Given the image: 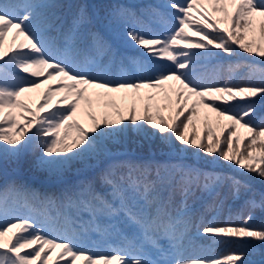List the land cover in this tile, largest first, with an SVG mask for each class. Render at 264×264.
Instances as JSON below:
<instances>
[{"label":"snow or ice","instance_id":"1","mask_svg":"<svg viewBox=\"0 0 264 264\" xmlns=\"http://www.w3.org/2000/svg\"><path fill=\"white\" fill-rule=\"evenodd\" d=\"M50 7L54 5L40 0H0V126H10L9 131L0 127V141L4 142L0 145V159L19 157L22 150L35 141L41 153L35 165L49 173H60L74 160L103 154L106 138L131 129L143 134L145 139L158 135L162 145L169 150L183 151L191 146L213 159L218 157L233 162L264 180V123L257 127L251 119L256 113L258 101H264V70L249 67L250 75H259V83L250 80L245 86L227 80L219 86L202 83L196 78L193 57L197 54L190 51L204 49L210 54L211 45V48L234 55L233 46H237L245 53L264 58V0H163V3L151 5L139 13L130 6H112L104 17L108 25L117 21L125 24L139 22L147 17L160 29L155 36H146L135 28L128 30L126 35L154 59L171 62V67L164 68H153L135 58L118 56L112 43L98 30L87 28L81 32L93 22L84 6L77 10L71 27L62 33L59 40L49 38L46 33L52 25L42 9ZM216 13L221 16L213 19ZM221 24L225 27L219 28ZM257 27L258 38L253 35L252 39H246L249 33L255 34ZM186 29L192 30V34L200 39H189ZM125 61L139 75L135 79L108 78L106 62L123 67ZM229 71H232L231 67ZM20 73L27 75L21 76ZM57 78L55 90L48 85L35 109L29 107L23 99L25 94ZM142 88L158 90L163 95L159 100L151 94L141 97L139 90ZM97 89L106 91H95ZM128 90H131L133 102L128 106L126 115L111 99L106 106L115 109L116 118L103 114L98 120L90 110V96L103 97L111 92H123L122 99H128ZM61 91L64 94L54 104L52 96ZM193 97L196 99L193 100ZM137 102L142 111L139 115ZM81 103L91 121L87 128L74 119L71 124L65 123L75 116ZM236 103L243 105L239 112L234 111ZM49 105L52 107L49 108ZM198 105L210 109L217 117L219 135L209 117L205 115L203 118L207 141L203 135L196 136ZM165 108L172 111L168 120L162 114ZM12 109L18 111L13 112ZM41 112L44 114L41 115ZM20 120H23V125ZM190 125L193 126L191 132ZM146 126L153 131L148 132ZM12 127L15 132L11 131ZM62 127L64 135L60 134ZM69 128L76 132L71 143L65 142ZM239 129L247 133L245 140L249 151L246 158L243 151L236 150V146L242 144ZM173 137L184 148H177L172 143ZM257 146L259 150L253 151ZM120 167L127 171L118 177L111 167L102 173L101 181L107 186V192L96 191L91 182H83L58 205L47 197L40 200V215L46 218L43 226L35 217L24 216L16 217L14 222L0 228V264H34L37 260L49 264L50 258L45 256L55 248L60 249L57 258H70L71 264H76L78 260L83 264H245L243 252H234L223 258L183 254L191 224L186 200L194 187L214 192L220 181L218 175L180 162L167 166L164 169L166 175L157 165L154 178L150 165L122 163ZM169 168L171 171H168ZM229 179L235 196L238 197L242 190L251 191L250 186L242 181ZM173 184L184 198L183 210L176 217L168 212V200L161 194L165 186ZM32 198L39 199L36 196ZM21 199L27 206L28 192L23 186L13 183L0 190V216L9 213L10 202ZM245 203L252 210L264 211V193L260 194L259 200L253 196ZM53 209L57 213L55 218L50 216ZM73 210L89 214V221L80 228L115 233L120 238L119 246L109 254H86L77 247L82 235L80 232L63 242L45 235L43 227H55L60 217H66ZM251 219L250 213L239 225L209 221L198 232L212 239L250 238L264 244V228H251ZM125 225L133 228L134 234L123 231ZM51 264H55V259Z\"/></svg>","mask_w":264,"mask_h":264},{"label":"trees","instance_id":"2","mask_svg":"<svg viewBox=\"0 0 264 264\" xmlns=\"http://www.w3.org/2000/svg\"><path fill=\"white\" fill-rule=\"evenodd\" d=\"M40 0L45 4H52L54 7L42 9L45 17L49 20L52 27L47 31L46 35L49 38L59 40L63 32L67 31L72 23L73 17L77 10L84 6L87 13L92 17V24L81 29V32L91 28L102 32L105 37L112 43L114 50L120 57L135 58L143 62L145 65L153 68L171 67V62L167 60H156L145 50L135 45L130 41L126 35L127 31L135 28L137 31H142L146 36H155L159 33L160 29L151 23L147 17H143L139 22H129L127 24L122 22H114L108 25L104 17L106 12L116 4H122L134 8L138 13L147 7L159 3L163 0ZM23 2V0H20ZM195 15V13H193ZM221 16L220 13L213 14V19ZM199 19V17H197ZM219 28L225 27L221 24ZM11 34H9L10 37ZM186 35L191 40H199V36H194L192 30L186 29ZM253 35L258 38L259 30L256 29L255 34L249 33L246 39H252ZM19 39V38H18ZM207 43V41H203ZM182 47V46H181ZM235 50L234 55H228L220 49L209 48V54L204 49H190V51L197 55L193 57L195 61L196 78L202 83H215L218 86L223 85L227 80L239 86H245L250 80L253 83H259V75L252 76L249 73V67H255L258 70H264V58L255 56L254 54L245 53L237 46H233ZM106 72L108 78L118 80L124 77L135 79L139 74L134 70L133 66L125 61L123 67L119 64L113 65L106 62ZM231 67L232 71H229ZM150 73H145L149 75ZM21 76L27 74L20 73ZM30 78V77H29ZM58 79L47 81L42 91L38 92L37 89L26 93L23 99L27 103L28 100L40 103L44 94L45 88L52 85L53 89L58 85ZM69 83V81H64ZM64 93L57 92L52 96L54 100H59L60 96ZM69 99H72L69 97ZM196 99L195 97L192 98ZM206 101L208 98H205ZM191 103V101H189ZM220 104V101H216ZM60 106V105H57ZM243 107L242 104L236 103L234 111L239 112ZM5 111H8L6 109ZM11 111L17 112V109ZM44 113L41 112V115ZM137 114H142V111H137ZM162 114L168 120L172 115L169 108L163 109ZM187 113H185L186 115ZM197 117L195 118V132L196 136H207L205 134L204 117L207 115L212 127L217 135H219V128L216 125L217 117L210 109L197 106ZM27 116V113H24ZM184 117L182 116L181 119ZM253 124L257 127L264 123V101H258L257 110L255 115L251 118ZM222 123H227L221 120ZM5 131H9V125H2ZM148 132L153 130L146 126ZM193 130V126H189V132ZM15 132L14 127L11 128ZM227 131V130H226ZM239 134L242 139V144L236 146L237 152L243 151L245 158L249 149L246 147L247 133L244 129H239ZM226 134V133H225ZM14 138L19 139L18 136ZM223 139V137H221ZM120 142L122 147H134L135 149L131 155L126 153H117L115 156L109 157L106 151L97 157H83L80 160L72 161V163L64 168L60 173H49L38 168L35 165L36 158L41 154L39 149L35 146V141L28 146L25 154L20 157H9L8 159L0 160V190L5 186H10L13 183L17 186H23L28 192L27 206L23 199L17 202H10L9 213L6 216H0V228L5 227L8 222H14L16 217L32 216L35 217L40 225L45 224V217L40 215L41 204L40 200L45 197L56 201L57 205L66 195H72L76 188L83 182H91L96 191L107 192L108 188L101 181L102 173L111 167L117 177L121 173H126V169L120 167L122 163H132L135 165H150L152 168V177L155 176V169L157 165L161 166L162 174H167L164 169L177 162L194 165L205 172L214 173L220 177V181L215 186V191L209 193L203 187H194L192 194L186 200L187 212L190 217V227L188 229L185 241L183 254L186 256H214L223 258L234 252L245 253V264H264V244H260L254 239L250 238H234V237H217L215 239L201 236L198 229L209 221H214L217 224L231 223L239 225L243 219L250 213L252 219L250 227L254 229L264 228V211L260 209L252 210L246 205V200L252 198L259 200L260 194L264 193V180L258 177L255 173L247 172L241 169L233 162H226L220 158L207 156L191 146L179 145V142L172 138V143L177 148H184L183 151L169 150L166 146L162 145L158 135L145 139L143 134L139 135L136 143H128V135H120ZM4 142L0 141V145ZM227 148V145H224ZM259 146L253 151H258ZM129 154V153H128ZM4 164V165H2ZM168 171H171L169 168ZM229 178H236L243 183L250 186L251 191L242 190L239 196L233 194L232 181ZM47 182V183H46ZM203 179L201 178V185ZM162 196L168 200V212L176 217L182 212V200L184 199L175 185L165 186L162 191ZM36 196L39 199H33ZM57 215L55 209L52 210L50 216L55 218ZM90 217L87 212L75 211L68 213L66 217H60L55 227H43L45 235L49 238H54L57 242H63L64 239H70L74 233L80 232L77 247L83 249L85 253L93 255L109 254L120 244V238L115 234H106L104 232H97L95 230L84 231L79 226L89 221ZM72 221H75L73 224ZM123 231L129 235L134 234L135 230L128 226H124ZM36 247V246H34ZM46 248V246H45ZM25 251H31L26 249ZM53 251V250H52ZM47 253L45 258L49 259L51 264L52 259H55V264H71L70 258L59 259L57 258L60 249ZM23 254V253H22ZM43 255V254H42ZM34 264H42L40 260ZM77 264H83L82 261H77Z\"/></svg>","mask_w":264,"mask_h":264},{"label":"rangeland","instance_id":"3","mask_svg":"<svg viewBox=\"0 0 264 264\" xmlns=\"http://www.w3.org/2000/svg\"><path fill=\"white\" fill-rule=\"evenodd\" d=\"M67 2H69V0ZM229 10L231 11V9H229ZM168 83H172V82H168ZM44 87H45V84H42L41 87L39 89H37V91L38 92L42 91L44 89ZM95 91L104 92L106 90L97 89ZM128 92H129V98L128 99H122V97L124 96L123 92H111V93H108L107 96H103V97L90 96V99L92 100V106H91L90 110L92 111L93 114L96 115L98 120L100 119L101 115H103V114H107L110 118H116L115 109L112 107L106 106L109 102V99H111V101L114 102L119 107L120 111L126 115L128 106L133 102L131 90H128ZM148 94L156 96L158 100L163 95V93L159 92L158 90L153 91V90L147 89V88H142L139 90V95L141 97L148 95ZM69 97H71V96H69ZM33 101L34 100H31V101L28 100L27 104L29 107L35 109L37 103L33 102ZM52 101L55 104L56 100H54V98H52ZM136 106H137V111H139V113H140V111H141L140 103L137 102ZM48 107L51 108L52 105H49ZM73 119L78 124H80L81 126H83L85 128L89 127L91 124V121L88 119L87 115L85 114V106L82 103L77 106V112H76L75 116L72 119L66 121L65 123L71 124ZM23 123H24L23 120H20V124L23 125ZM126 133L128 135V143L129 144L136 143L137 140L139 139L140 134L132 131L131 129L126 130L124 133H122L120 135L125 136ZM26 134H27V132H26ZM60 134L61 135L65 134V129L63 127L60 130ZM75 135H76L75 129H73V128L67 129V139L65 142L71 143V139L73 137H75ZM120 135H117L113 138H106L105 139L104 145L106 148V153H107V155L109 154V157L115 156L117 153H126L127 155H131L132 154L131 151H133L135 149L133 146L132 147L120 146L121 145ZM21 143H23V141H21ZM31 143L32 142H30V144ZM138 145H140V143H136V146H138ZM27 148L22 150V152L19 155L20 158H22V156L25 154ZM0 160L3 161V159H0ZM78 160H80V159H78ZM74 161H77V160H74ZM2 165H4V164H2ZM57 249L58 248L53 249L52 255L55 254V251ZM76 264H77V261H76Z\"/></svg>","mask_w":264,"mask_h":264}]
</instances>
